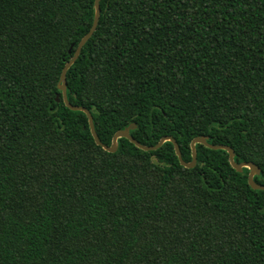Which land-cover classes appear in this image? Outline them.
I'll list each match as a JSON object with an SVG mask.
<instances>
[{
	"label": "trees",
	"instance_id": "trees-1",
	"mask_svg": "<svg viewBox=\"0 0 264 264\" xmlns=\"http://www.w3.org/2000/svg\"><path fill=\"white\" fill-rule=\"evenodd\" d=\"M100 7L67 95L102 143L135 123L190 162L206 136L264 185V0ZM95 14L96 0H0V264H264V190L228 151L198 143L193 168L172 141L109 152L65 103Z\"/></svg>",
	"mask_w": 264,
	"mask_h": 264
},
{
	"label": "water",
	"instance_id": "water-1",
	"mask_svg": "<svg viewBox=\"0 0 264 264\" xmlns=\"http://www.w3.org/2000/svg\"><path fill=\"white\" fill-rule=\"evenodd\" d=\"M100 15H101V7H100V0H96V14H95V19H94V23L90 29V31L81 39V41L79 42L77 49L75 50V53L72 57V59L70 61H68L62 71L61 74V79H60V88L63 91V97H64V101L65 103L68 105V107H70L73 110H80L83 111L87 114L88 118H89V124H90V128L92 131V134L96 140V142L99 145H102L104 147V149H106L109 152H115L118 149V140L119 138L125 137L130 139L133 143H135L139 148L144 149V150H156L158 148H160L164 142L166 141H172L175 145V149H176V153L181 161V164L184 165L185 167L188 168H193L196 166L197 164V150H196V145L198 143H202L205 144L207 147L212 148V149H225L226 151H228L229 153V157H230V161L232 166L239 172H243L245 168H248L250 170L249 173V184L254 188V189H263L264 190V185L260 184L259 182L256 181L255 176L259 175L261 173V168L256 165L253 162H246L243 161L241 163H238L235 160V156H236V152L235 150L228 145H224V144H213L210 143L208 141V138L206 136H200V137H196L192 140V151H193V158L192 161L187 162L186 160L183 159L182 156V152L180 149V146L178 144V142L176 141V139L170 137V136H165L163 137L158 144L153 145V146H148V145H144L142 144L140 141H138L137 139L134 138V136L131 134V130L134 129L136 127L135 123H132L130 126L118 130L114 137H113V142L112 145L108 146L104 143H102V141L100 140L96 128H95V124H94V117L91 113V111L81 105H73L69 99H68V95H67V71L68 69L75 63V61L79 58L81 51L84 47V45L87 43V41L92 37V35L94 34L95 30L97 29L98 23H99V19H100ZM57 100L60 101V97L58 95Z\"/></svg>",
	"mask_w": 264,
	"mask_h": 264
}]
</instances>
